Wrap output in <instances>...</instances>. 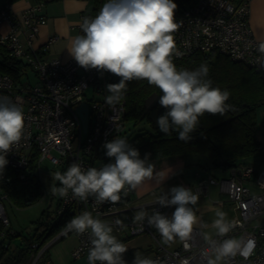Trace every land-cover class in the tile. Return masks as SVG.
<instances>
[{
	"label": "built area",
	"instance_id": "obj_1",
	"mask_svg": "<svg viewBox=\"0 0 264 264\" xmlns=\"http://www.w3.org/2000/svg\"><path fill=\"white\" fill-rule=\"evenodd\" d=\"M93 1L94 10L82 12L75 26L80 35H84L81 28L83 19L94 18L107 2ZM175 2L178 5L175 11L178 28L173 38L180 53L175 57L217 51L264 71V67H258L255 63L260 56L258 45L264 39L254 34L249 0H197L192 4L181 0ZM46 21L43 0L20 11L14 9L13 3L0 1V24H8V29L0 32V45L6 48L9 56L22 62L18 79L0 71V98H8L10 102L21 106L25 116L24 135L7 154L9 163L5 169L16 168L21 179H28L32 175L42 180V162L46 159L61 173L73 162L80 164L84 170L91 167L99 169L107 157L102 145L115 137L123 138L130 130L125 119V97L114 110L105 102L109 95L106 85L112 83L107 71L101 75L98 69L86 70L73 57L63 59L45 56L47 47L59 38V35L53 34L44 44H38L41 26ZM28 68L36 73V83L30 81ZM24 76H27V81H24ZM89 87L94 91L90 99L85 93ZM84 101L89 107L86 130L77 111ZM229 173L227 178L210 174L201 178L195 187L197 194H203L209 191L211 185H218L221 192L229 194L233 204L234 215L228 220L236 222L235 228L227 237L215 234L211 238H232L240 242V252L223 264H264V167L237 162L229 167ZM133 192L128 190L127 195L122 192L121 200L116 204H98L93 197H89L86 202L81 201L74 198L71 192L67 197H60L55 217L48 222L47 233L63 222L60 231L44 246L42 238L33 241L25 264H56L47 253L48 249L71 233L78 239L71 253L73 259H87L91 247L90 230L78 234L65 227L69 220L85 211L111 225L116 231L128 229L131 235L151 234L157 245L149 247L148 252L141 256L154 260L156 264H207L204 253L209 251L211 254L210 246L201 227L194 226L191 239L187 241L188 247L179 239L171 245L163 244L161 236L155 234L154 228L149 227L146 221L143 230L138 229L133 222L138 210H146L149 214L158 210L171 217L175 206L161 207L156 203L159 197L148 201L135 200ZM7 199L8 194L0 193V220L9 226L5 205ZM192 207L196 208L195 205ZM249 243L252 248L245 256L243 252Z\"/></svg>",
	"mask_w": 264,
	"mask_h": 264
},
{
	"label": "clouds",
	"instance_id": "obj_2",
	"mask_svg": "<svg viewBox=\"0 0 264 264\" xmlns=\"http://www.w3.org/2000/svg\"><path fill=\"white\" fill-rule=\"evenodd\" d=\"M175 0H107L94 18L85 17L81 25L84 35L75 37L68 51L84 69H98L119 76V83L106 85L105 102L113 110L124 99L127 82L147 80L160 89L159 103L166 108L165 114L157 120L159 130L165 135L176 132L179 140L188 142L206 112L224 115L230 105L226 104L230 93L212 87L207 79L209 68L202 64L195 70H178L173 56L180 55L176 49L173 33L178 28ZM260 53L255 60L258 67H264V42L257 48ZM25 129V116L21 106L8 98H0V176L9 163L7 154L17 145ZM102 147L105 155L112 158L101 168L82 169L73 162L65 172L57 171L50 192L59 197H67L71 192L74 198L87 201L93 197L98 204L121 200V193L136 190L146 180L155 179L162 183L167 176L156 172L149 163L150 154L141 158L140 152L127 138L115 137ZM199 195L183 185L173 186L170 192L161 195L156 203L161 207L175 206L171 217L154 210H138L133 222L143 230L144 222L155 228L161 242L171 245L179 239H191L194 226L199 221L193 210ZM211 227L218 237H227L236 226L227 218V213L217 210ZM119 223V222H117ZM207 226V225H205ZM68 231L83 234L90 230L91 247L88 264H128L124 253L128 248L113 235V227L94 218L90 212L73 217L66 225ZM209 251H205L207 264H221L241 250L240 242L232 238L221 240L205 236ZM252 248L249 243L243 254L248 255ZM132 264H156L152 259L136 253Z\"/></svg>",
	"mask_w": 264,
	"mask_h": 264
},
{
	"label": "trees",
	"instance_id": "obj_3",
	"mask_svg": "<svg viewBox=\"0 0 264 264\" xmlns=\"http://www.w3.org/2000/svg\"><path fill=\"white\" fill-rule=\"evenodd\" d=\"M14 3L17 0H6ZM42 1V0H36ZM45 3L50 0H43ZM190 4L197 0H181ZM178 70H195L202 64L209 68L207 79L212 87L227 90L230 93L226 104L230 105L224 115L205 113L200 117L197 129L191 134L188 142L179 140L175 131L165 135L159 130L157 123L152 128H138L131 138L130 144L137 148L141 158L150 154V160L162 159L173 155H204L208 163L202 165L225 170L237 162L253 163L259 158L264 162V143L256 136V109L264 104V71L257 70L229 55L211 51L195 52L183 57L173 56ZM22 62L9 56L6 48L0 45V71L8 73L15 79L20 77ZM121 78H111L112 83H119ZM125 92V119L132 130L145 120H151L150 113L157 110V119L165 114L166 108L159 103L162 92L147 80H131L127 82ZM156 94V101L148 106L147 101ZM134 131V130H133ZM112 158L106 157L105 163ZM97 168V167H96ZM0 193L8 194V199L15 205L26 207L38 201L44 195L43 182L39 177L30 175L21 179L16 168L8 167L0 176ZM41 221L35 232L24 236L20 243L14 245L13 240L19 233L12 231L0 220V264H25L33 241L44 236L48 222ZM148 249L134 248L133 253L144 254Z\"/></svg>",
	"mask_w": 264,
	"mask_h": 264
},
{
	"label": "crops",
	"instance_id": "obj_4",
	"mask_svg": "<svg viewBox=\"0 0 264 264\" xmlns=\"http://www.w3.org/2000/svg\"><path fill=\"white\" fill-rule=\"evenodd\" d=\"M236 1H241V0H236ZM35 2L37 1L17 0L13 3V7L17 11H20ZM249 2L251 7L250 21L254 34L258 38L264 39V0H249ZM91 4L92 7H90ZM94 8H95V2L93 0H50L49 2L45 3V13L47 15V21L45 24L41 26L37 42L38 44H44L51 35L53 34L59 35V38L54 43L50 44L47 47L45 56L61 57L63 59L71 58L72 56L68 51V47H70L71 42L75 37L80 36L79 30L75 26L79 22L82 12L84 11L90 12L93 11ZM7 29H8L7 23L0 24V32L6 31ZM256 119H257L256 136L261 142L264 143V104L257 107ZM188 157L189 155L186 157L183 155H173V156L164 157L162 159H154L148 161L149 163L154 165V176L156 172H160L164 176H167V179H165L162 183H157L155 179L146 180L140 187H138V189L134 190L133 199L139 201L140 200L148 201L156 197H160L164 193L170 192V189L173 186L183 185L185 187H188L187 165L192 163L191 161L189 162ZM194 162H195L194 164L206 168L205 166L202 165L201 161H198L197 163L196 161ZM256 166L259 167L258 165ZM196 174H198V172ZM196 186L197 184L194 185L193 187L194 193H196L195 192ZM210 188L209 191L205 193V194H209V196H210ZM211 201L216 206H219L221 208L226 207L227 204H231L234 215L233 204L229 199L225 200L222 198H212ZM195 206L196 208L193 210L196 211L198 206L197 205ZM233 215L230 218H232ZM212 235H210V237H212ZM59 241L61 240L59 239L58 242ZM77 241L78 239L75 234H68L63 242H60L58 243V245L56 244L54 246L55 248L53 251H51L50 255L54 257V259L56 260L55 262H57V264L71 263L72 261L71 253L73 248L76 246ZM54 243H57V241Z\"/></svg>",
	"mask_w": 264,
	"mask_h": 264
},
{
	"label": "rangeland",
	"instance_id": "obj_5",
	"mask_svg": "<svg viewBox=\"0 0 264 264\" xmlns=\"http://www.w3.org/2000/svg\"><path fill=\"white\" fill-rule=\"evenodd\" d=\"M92 7V4L91 6ZM91 9V8H90ZM29 73V79L33 83H36L37 76L36 73L31 69L28 68ZM107 75L109 78L113 79H119V76H116L112 74L111 72L107 71ZM24 81H27V76H24ZM86 95L88 99H90L92 96H94V91L92 87H89L86 90ZM156 94H153L147 101L148 106H151L156 101ZM151 120H145L141 122L138 126L134 127L132 129L131 134L128 137V142L130 143L132 136L134 135V132H136V129L138 128H152L153 123H157V110L153 109L150 113ZM131 130V129H130ZM134 130V131H133ZM189 162L191 161V164L187 165L188 173H187V184L188 188H191L192 192L194 193V185L198 184L200 179L202 177H207L210 173L216 175L218 178H227L229 177V169L226 170H220L215 167L210 166L209 168H203L202 166H198L197 164H194L198 161H201V163L205 164L208 163L207 158L204 155H196L191 154L188 157ZM253 163L258 165L259 167H264V162H262L259 158L252 159ZM43 165V171L41 173V178L44 186V195L41 197L38 201L26 206V207H20L15 204H13L9 199L5 200V205L7 209V214L9 217V227L12 231H15L20 234V236H16L13 240V244L16 245L20 243L22 238L24 236H30L32 233L35 232V229L38 227V224L41 221H45L49 219L48 215L51 216V219L55 217L56 208L58 206V202L60 197L58 195H53L50 192V188L53 184L58 186V181L54 180V175L56 171H58V168L54 166L52 162H50L48 159L44 160L42 162ZM198 172V174H196ZM218 185H211L210 188V196L209 194H199V200L197 202V210L194 212L197 215L198 218V226H200L203 230L206 236L214 235L216 234V230L211 227L213 220L216 218L215 213L217 210H221L227 213V218H230L233 215L231 204H227L226 207L221 208L219 206H216L211 199L212 198H222L225 200L229 199V194L226 192H220ZM212 197V198H211ZM142 201V200H140ZM200 204V206H199ZM205 205V206H203ZM50 219V220H51ZM63 222L61 224L55 226L52 231L47 233V230H44V236L43 239V246L49 243L51 240L55 238V236L60 231V227H62ZM207 225V226H205ZM154 232L157 235H160L159 232L154 228ZM73 234V233H71ZM113 235L117 237V239L124 243L125 246L128 248V251L124 253V258L128 262V264H132V261L134 259L135 254L133 253L134 248H141L146 249L149 247H156L157 242L155 241L154 237L149 233H141L138 235H131L130 231L128 229L123 231H116L113 228ZM212 235V236H213ZM67 236V235H66ZM66 236H64L61 241H57V243H54L50 248L48 249V254L50 255L51 251L54 250V246L60 242H63L66 239ZM161 238V237H160ZM41 239V240H42ZM50 257H52L50 255ZM54 259V257H52ZM56 261L55 259L53 260ZM57 264V262H55ZM59 264V263H58ZM70 264H88V260L85 257H80L77 259H73ZM223 264V262H221Z\"/></svg>",
	"mask_w": 264,
	"mask_h": 264
},
{
	"label": "water",
	"instance_id": "obj_6",
	"mask_svg": "<svg viewBox=\"0 0 264 264\" xmlns=\"http://www.w3.org/2000/svg\"><path fill=\"white\" fill-rule=\"evenodd\" d=\"M88 110H89V107H88V104L86 101L82 102L80 104V106L78 107L77 111L80 115V118H81V121H82V124H83V127L84 129L86 130L87 129V125H88ZM132 130H129L127 131L123 138H127L129 137V135L131 134Z\"/></svg>",
	"mask_w": 264,
	"mask_h": 264
}]
</instances>
